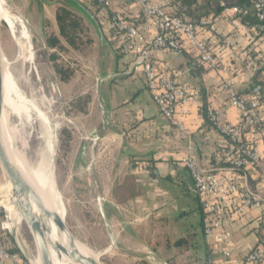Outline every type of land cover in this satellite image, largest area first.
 Returning a JSON list of instances; mask_svg holds the SVG:
<instances>
[{
  "label": "crops",
  "instance_id": "0c3cea01",
  "mask_svg": "<svg viewBox=\"0 0 264 264\" xmlns=\"http://www.w3.org/2000/svg\"><path fill=\"white\" fill-rule=\"evenodd\" d=\"M76 2L77 7L71 10L81 19L84 29L81 35L83 45L79 48L89 54L96 46L105 53L85 63L89 69L86 76L95 77L94 81L97 82L99 73L108 69L104 68L107 56L111 53L116 58L115 74L108 71L107 77L98 81L101 103L105 100L109 106L105 113L107 118L100 119L99 129L93 130L99 134V140L92 141L89 163L84 162L89 172V180L84 185L86 190L97 188L96 192L106 195V202L112 207L119 204L123 207L125 213L116 217L120 254L125 256V247L136 242L161 241L155 237L148 240L149 229L140 232L125 227L131 219L141 221L152 218V234L158 220L175 227L166 234L168 239L165 241L164 256L152 252L158 259L168 264H244L249 252L264 236V208L253 207L238 212L241 195L236 196L229 203L224 217L228 243L207 241L201 232L200 199L182 159L193 155L205 169L219 176L230 175V168L223 160L227 140L208 123L203 105L206 101L209 109L220 112L227 123L242 124V113L231 104L227 89L232 82L240 96L252 101L253 87L258 81H264V37L235 31L222 15L215 19L209 17L210 26L208 24L200 33V38L222 60L220 70L204 69L201 73H193L187 55L168 51L154 53L153 61L157 68L169 71L180 85L195 96L193 103L177 112V119L185 126V132H180L161 115L145 78L133 73V55L118 53V44L111 37L109 19L115 12L122 13L152 34L149 20L134 0H113L108 9L89 4L91 0ZM60 7L67 6L58 5L55 9L56 22L53 17H45L43 26L44 29H56L53 30L54 35L60 38V44L64 46L57 20ZM225 39L230 40V48L225 47ZM107 48L109 52H106ZM91 68L97 73L94 77L89 73ZM104 83L107 85L102 92L101 85ZM114 85L116 96L112 93ZM260 110L264 115V103ZM106 120L110 124L104 122ZM246 140L255 144L260 156L255 171L247 175L248 185L264 198V133L247 134ZM107 153H111L109 159ZM120 166H124L125 171L120 170ZM99 172L108 179H99ZM241 182H244L243 179ZM140 233L145 238L135 239ZM180 241H189V245L179 244ZM227 249L231 250L230 258L224 256ZM138 261H145V258H138Z\"/></svg>",
  "mask_w": 264,
  "mask_h": 264
},
{
  "label": "rangeland",
  "instance_id": "374dc122",
  "mask_svg": "<svg viewBox=\"0 0 264 264\" xmlns=\"http://www.w3.org/2000/svg\"><path fill=\"white\" fill-rule=\"evenodd\" d=\"M1 4V14H9L14 18L9 20L10 26L0 15V42L4 60L11 64L10 74L26 99L37 105L58 126L54 133V172L68 228L80 243L99 256L102 264H168L152 255V252L164 256L167 232L175 229L174 226H167L163 220H158L155 233L152 234V218L141 221L131 219L126 223V228L138 229L140 232L149 229V235L146 236L148 240L155 237L161 241L130 244L125 247V256H122L118 249L116 217L125 213L123 207L120 204L112 207L106 202V195L96 192L97 188L85 189L84 182H88L89 172L86 171L84 162L89 163L93 138L99 135L93 130L99 127L102 119L107 118L105 113L109 106L105 100L101 103L98 81L106 78L108 71L115 74L116 58L111 53L107 56L104 68L108 69L99 73V79L95 82L94 76L97 73L91 68L89 73L94 79L86 76L89 69L85 63L98 57L100 53L104 55V50L95 46L88 54L80 48L74 49L64 38L63 47H50L48 41L54 36L53 30L56 29H44V18L53 17L56 22V7L65 5L74 9L77 7L76 0H2ZM26 34L30 35L31 42L26 41ZM19 42L25 44L26 50L31 53V59L25 61L20 57ZM105 50L109 52L108 48ZM105 85L107 84L101 85L102 92ZM112 93L117 95L116 88ZM3 116L5 129L14 132V139L11 141L14 142L16 154L29 165L37 167L41 162L38 154L45 147L41 137V122L23 124L5 108ZM33 117L36 119L37 115L34 114ZM104 122L110 124L107 120ZM110 155L111 153H107L108 159ZM120 170L125 171V167L120 166ZM98 177L108 179L101 172ZM8 185L9 180L0 166V239L11 249L17 247L29 264H41L35 238L22 219L21 211L13 201L2 203L5 198H13L12 189L9 191ZM7 221L11 231L3 229V223ZM138 238L143 239L145 235L140 233L135 237ZM138 258H145V261L140 262Z\"/></svg>",
  "mask_w": 264,
  "mask_h": 264
},
{
  "label": "built area",
  "instance_id": "2783aa9c",
  "mask_svg": "<svg viewBox=\"0 0 264 264\" xmlns=\"http://www.w3.org/2000/svg\"><path fill=\"white\" fill-rule=\"evenodd\" d=\"M103 8H110L113 0H92ZM178 0H134L144 17L152 27V34L148 30L136 25L120 12H115L109 19V31L113 41L118 44L123 56L133 55L132 70L135 75H142L149 91L157 104L160 113L175 125L180 132H185L183 122L177 119L180 108L193 103L195 96L186 87L180 85L169 72L157 68L153 61L155 52L168 51L177 55H189L197 65L207 70H220L222 60L214 54L210 45L200 38L203 28L207 27L208 18L199 23L185 21L172 14ZM258 25L248 26L242 20L248 14L239 7L226 8L224 18L235 31L248 33H262L264 35V0L254 3ZM226 48L231 47L229 39L224 40ZM231 104L242 113V124L232 125L224 121L223 115L210 110V117L217 130L236 146L227 152V157L234 166L229 169L230 175L219 176L217 173L205 169L193 155L182 159L183 165L189 171L195 191L201 198L206 219L204 222L205 237L216 244H227L229 234L224 230V217L229 203L238 195L241 201L237 206L238 212L258 207L264 208V198L252 190L247 181L250 171H255L260 156L253 142L244 143L245 130L247 134L256 135L264 127V115L261 107L264 103V83L253 88V99L248 101L228 86ZM264 133V128L261 130ZM98 136L93 141H98ZM243 173V174H241ZM243 179V183L241 180ZM264 220V210H263ZM9 221L3 223V229H8ZM14 228V227H13ZM231 250L224 251V256L230 258ZM18 255L11 252L10 246L0 240V264H20ZM244 264H264V236L258 245L246 257Z\"/></svg>",
  "mask_w": 264,
  "mask_h": 264
},
{
  "label": "bare ground",
  "instance_id": "6f19581e",
  "mask_svg": "<svg viewBox=\"0 0 264 264\" xmlns=\"http://www.w3.org/2000/svg\"><path fill=\"white\" fill-rule=\"evenodd\" d=\"M1 3L2 0H0V15L6 20V22L10 26H12L9 23L10 22L9 20L10 19L13 20L14 18L9 14H5V15L1 14V8H2ZM25 36H27L26 41L31 42L30 35L26 34ZM23 44H24L23 42H19L18 44V47L20 49L19 55L21 58H23L26 61L31 59L32 56L31 53L28 50H26L25 44L24 45ZM10 65H11L10 63L3 60L4 90H3V109H2L1 127H2V136L4 143L8 148L10 155L14 159V162L18 170L20 171L22 177L24 178L25 185L29 188V190L32 193H34L40 199L42 205H44L46 209L53 211L54 213H57L65 220V210L61 199V194L59 193V190L57 188L55 172H54V156L56 155L54 133L55 130L58 129V126L54 125L52 123V120L47 114H45L37 105L31 104L28 101L29 99L27 100L26 97L19 91V87L14 77L10 74ZM4 108L9 110L10 113L13 116L17 117L19 121L23 124L32 125L36 121L41 122L43 126V132L41 133V137L44 141L45 147L38 154L41 162L37 167L29 165V163H27L22 157L16 154V150L14 148V142L12 143L11 141L12 138L14 139V132H9L5 129L6 122L3 116ZM34 114L37 115L36 119L33 117ZM7 188L9 191L12 189V185L10 181ZM12 201L13 198H5L2 203H9ZM44 226L46 227L50 238L55 243H63L66 240L64 233L56 223L52 221H45ZM80 250L85 254L94 255L83 245L80 246ZM39 257L41 264H44L45 262L41 254H39ZM47 263L48 264H79L76 260H73L60 253H56L53 250L48 251Z\"/></svg>",
  "mask_w": 264,
  "mask_h": 264
},
{
  "label": "water",
  "instance_id": "95a60500",
  "mask_svg": "<svg viewBox=\"0 0 264 264\" xmlns=\"http://www.w3.org/2000/svg\"><path fill=\"white\" fill-rule=\"evenodd\" d=\"M3 60L4 53L0 42V166L12 185L11 192L13 195V202L21 211L23 215L22 219L25 220L30 227L39 252L44 259V264H48L47 254L49 250H53L56 253H60L76 260L79 264H102L99 256L93 251L92 253L94 255L85 254L80 250V246L83 244L72 234L66 221L57 213L46 209L44 205H42L40 199L29 190L24 183V178L18 170L14 159L4 143L1 127L4 90ZM45 221H52L61 228L66 238L63 243H55L52 241L46 227L44 226Z\"/></svg>",
  "mask_w": 264,
  "mask_h": 264
},
{
  "label": "trees",
  "instance_id": "16d2710c",
  "mask_svg": "<svg viewBox=\"0 0 264 264\" xmlns=\"http://www.w3.org/2000/svg\"><path fill=\"white\" fill-rule=\"evenodd\" d=\"M255 1L256 0H178L176 2L175 9L173 10L172 14L176 17H180L184 19L185 21L199 23L205 18L211 17L215 19V18H218L219 16H222L226 8L239 7L244 11H248V14L244 15L242 18L243 22L247 24L248 26L253 27L254 25L259 24V20L256 16V11L254 8ZM92 3L97 8H101V9L103 8L102 6H99L95 1H92ZM105 9H108V8H105ZM127 19L130 20L128 17ZM57 20H58V25H59L60 37L64 38L72 46L79 48L81 46L80 43H82L81 35L83 34V31H84V29H82L83 27H82L81 19L78 18L69 7H60L57 12ZM253 34L256 36L264 37L262 33H253ZM48 42L50 44V47H59V46L63 47V45L60 44L61 43L60 38L55 35L50 37ZM116 51L120 53L119 48H116ZM187 56L189 57L191 70L193 73H201L202 71H204L205 68L197 65L195 61L189 55ZM263 83L264 81H258L255 84V86L259 84H263ZM203 110H204V116L206 120L208 121V123L215 129H217L216 125L213 123L210 117V109L206 101L203 105ZM263 128L264 127H261V129L259 130L261 131L263 130ZM248 131H249L248 129L245 130V137H244L245 144L248 143V141L246 140V135ZM226 140L228 144L224 152L223 160L225 161V165L231 168L234 166V163L232 162V160L228 159L227 152L230 148H232V146H236V145H233L229 141V139L226 138ZM199 199H200V204H201V216H202L201 217V232H202V235H204V238L206 239L205 229H204V222L206 219V214L204 212L200 196H199ZM179 244L189 245V241H180ZM11 252L20 257V259L22 260V264H29L27 262V259L24 257V255L21 253V251L17 247H15L14 249H11Z\"/></svg>",
  "mask_w": 264,
  "mask_h": 264
}]
</instances>
